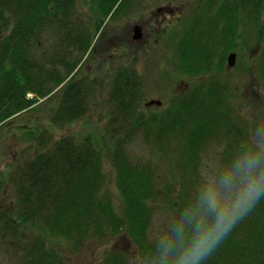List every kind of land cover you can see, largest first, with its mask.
I'll use <instances>...</instances> for the list:
<instances>
[{"label":"trees","instance_id":"1","mask_svg":"<svg viewBox=\"0 0 264 264\" xmlns=\"http://www.w3.org/2000/svg\"><path fill=\"white\" fill-rule=\"evenodd\" d=\"M91 1L94 29L75 23L76 0H0V128L51 97L57 102L52 122L71 123L85 114L95 83L78 77L80 60L90 53L92 36L134 2ZM250 39L260 48L257 70L248 59L244 71L258 73L264 96V0H193L172 46L174 65L192 81L186 92L169 99L162 110L146 112L140 105L143 77L126 64L118 66L109 88L114 111L130 122L127 130L142 129L164 159L162 186L156 165L132 160L123 148L129 136L120 138L112 129V145L97 149H90V136L82 141L63 136L36 150L10 178L15 195L6 213L0 210V238L6 229L18 238L24 264H65L59 242L77 249L81 240L123 233L141 264H155L149 226L156 207L175 218L191 198L205 140H223L219 155L229 160L245 137L231 104L238 85L223 73L226 55L246 48ZM104 153L115 172L118 208L109 195L99 193ZM30 226L39 233L24 241ZM127 255L111 252L104 264H135ZM203 264H264V198Z\"/></svg>","mask_w":264,"mask_h":264},{"label":"rangeland","instance_id":"2","mask_svg":"<svg viewBox=\"0 0 264 264\" xmlns=\"http://www.w3.org/2000/svg\"><path fill=\"white\" fill-rule=\"evenodd\" d=\"M134 2V10H129L126 14L114 18L100 32L92 36L90 53L84 55L80 60L78 77H85L95 83H93V94L88 102V109L82 117L71 123L52 122L50 116L57 102L55 97H51L45 101H39L31 109L13 116L0 128V176L3 179L0 210L3 209L6 213V207L13 204L15 189L10 178L16 169L30 160L36 150L49 148L55 139L63 136H70L75 141H82L90 136L93 139L90 149H97L102 145H112V140L109 137V132L112 129L120 138L129 136L123 141V148L132 160L150 161L156 165L157 171L161 173L159 183L162 186L167 172L164 159H160L158 153L149 146L148 140L144 139L142 129L127 130L131 129L130 122L121 119L114 111L113 104L109 101V88L114 73L121 64H127L129 67L136 66L142 74L144 83L141 87V92L143 91L141 107H143V102L156 95L158 86L166 80L168 84H171V87H169L167 95L162 93L161 98H168L175 87L187 86V84L180 83L178 77L174 75L171 53L175 39L182 28L184 17L189 13L193 0H134ZM94 5L95 3L91 0H76L75 23L79 26H86L87 29L89 27L94 29L95 25L91 26L93 20L90 16L93 14ZM165 5L177 8L174 10L177 11L176 15L165 12L166 7L163 11L156 13L157 7ZM179 9L181 10L178 11ZM162 13L165 18L162 17ZM177 15L181 17L179 16L177 19ZM141 16L146 21L144 28H147L150 18V22L162 26V31L155 33L156 36L152 31L147 43L142 40L139 44H131L127 39L129 27ZM53 39L54 37H51L47 41L52 42ZM259 50V45L254 44L252 39L249 40L246 48L243 49L240 46L239 49L232 50L237 53L235 66L232 70H226L223 73V77L229 80L232 85H238L233 86L236 93L231 99V104L235 107L237 119L241 121L240 132L243 135L250 132L253 124L264 123V96L258 73L256 72L255 75V73L250 74L244 71V62L248 59L251 64L255 63L254 67L257 70L256 60ZM132 53L136 56H133ZM185 82L187 81L185 80ZM189 82L192 81L189 80ZM77 146L80 144L74 145V147ZM223 148V140L216 141L212 138L203 142L197 170V184L201 182L203 174L210 166L228 161L225 154L222 157L219 155L220 149L223 150ZM101 165L105 178L99 188L100 196L107 197L109 195L114 206L118 208L120 194L115 172L105 153ZM5 216L9 215L5 214ZM172 218L171 212L159 206L156 207L149 226V235L154 238V234L163 231ZM38 233L35 226H30L24 231L25 237L22 240L29 241L28 239ZM8 234L9 229H6L3 237L0 238V264H24L23 251L19 249L18 238L16 236L13 238ZM0 235H2L1 231ZM57 241L59 240L57 239ZM58 245L61 248L60 253L65 264H104L106 257L117 250L129 253L128 259L135 264H141L133 244L125 238L123 233L81 240L77 249L73 248L68 241L59 242Z\"/></svg>","mask_w":264,"mask_h":264},{"label":"clouds","instance_id":"3","mask_svg":"<svg viewBox=\"0 0 264 264\" xmlns=\"http://www.w3.org/2000/svg\"><path fill=\"white\" fill-rule=\"evenodd\" d=\"M250 129L230 159L210 166L179 214L154 234L155 264H203L264 198V123Z\"/></svg>","mask_w":264,"mask_h":264},{"label":"flooded vegetation","instance_id":"4","mask_svg":"<svg viewBox=\"0 0 264 264\" xmlns=\"http://www.w3.org/2000/svg\"><path fill=\"white\" fill-rule=\"evenodd\" d=\"M134 4H135V2H133V6L131 8H129L128 11L132 10L133 8H135ZM165 7H166V9L164 10ZM175 9H177V8H172L169 5L159 6V7H157L156 13H159V12L164 10L165 12H168L171 15H176L177 11H174ZM180 10L181 9H179L178 11H180ZM179 16L180 15H177L176 18L178 19ZM162 17L165 18L163 13H162ZM142 20H144V19L141 16L140 19L137 22H135L132 26L129 27L127 39L129 40V42L131 44H139L142 40L145 41V43H147L150 40V36H151L150 34H151L152 31L154 32V36H156L155 33H159L160 31H162V26H160V25L157 26L153 22H150V18L148 20L147 28H144V25H146V21L145 20L142 21ZM134 36H137V37L135 38ZM132 55L136 56V54H134V53H132ZM171 56H172V53H171ZM131 58H132V56H131ZM130 68H133L138 74L142 75L141 72H139L137 70L136 66H131ZM172 70L174 71V75L176 77H178L180 83H183V85L187 84V86L186 87H175L172 90L173 93H171L168 96V98H166V97L165 98L164 97L161 98L162 93H165L167 95L169 93V90H170L169 87H171V84H168L167 80L164 83H161V85L158 86V89L156 91V95L154 97L150 98V99H154V100L155 99L161 100V104L152 103V104H149V105H145L144 102H143V108L145 109L146 112H149V111L153 112V111L162 110L165 107V105L167 104L169 99H171L173 97H178V96L183 95L186 92V90L188 89L189 84H190L189 78H188L189 76L184 74V73H182V72H180L178 70V68L174 65L173 62H172ZM161 80H162V78H161ZM185 80L187 82H185Z\"/></svg>","mask_w":264,"mask_h":264},{"label":"water","instance_id":"5","mask_svg":"<svg viewBox=\"0 0 264 264\" xmlns=\"http://www.w3.org/2000/svg\"><path fill=\"white\" fill-rule=\"evenodd\" d=\"M134 37L136 38L137 36H134ZM235 58H236V55L233 52H230L227 55V57H226V66H227V69L232 68L234 66V64H235ZM152 103H158V104H160V102L158 100H150L145 105H149V104H152Z\"/></svg>","mask_w":264,"mask_h":264}]
</instances>
